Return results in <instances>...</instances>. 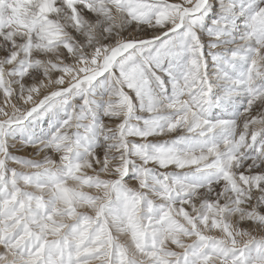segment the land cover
<instances>
[{
  "label": "snow or ice",
  "instance_id": "obj_1",
  "mask_svg": "<svg viewBox=\"0 0 264 264\" xmlns=\"http://www.w3.org/2000/svg\"><path fill=\"white\" fill-rule=\"evenodd\" d=\"M0 264H264V0H0Z\"/></svg>",
  "mask_w": 264,
  "mask_h": 264
},
{
  "label": "rangeland",
  "instance_id": "obj_2",
  "mask_svg": "<svg viewBox=\"0 0 264 264\" xmlns=\"http://www.w3.org/2000/svg\"><path fill=\"white\" fill-rule=\"evenodd\" d=\"M30 152H31V150H25V151H22V152H20L18 154L21 155V156H24V157H28Z\"/></svg>",
  "mask_w": 264,
  "mask_h": 264
}]
</instances>
